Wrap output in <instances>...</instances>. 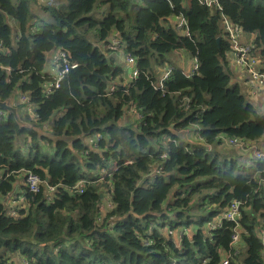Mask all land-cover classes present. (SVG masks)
<instances>
[{
	"label": "trees",
	"instance_id": "obj_1",
	"mask_svg": "<svg viewBox=\"0 0 264 264\" xmlns=\"http://www.w3.org/2000/svg\"><path fill=\"white\" fill-rule=\"evenodd\" d=\"M33 3L0 0V40L10 50L0 64L11 70L0 68V100L12 99L22 110L14 96L18 89L27 94L38 120L23 121L43 130L49 125L56 141L22 129L12 115L0 116V264H219L235 224L223 222L212 231L207 225L236 200L244 204V246L231 264H264L258 235L264 227V163L250 169L220 150V137L253 145L264 137V112L246 101L226 71L231 43L221 28L224 16L243 33L255 34L254 51L264 65V0H219L220 8L198 0H64L42 6L53 21L41 27L31 24ZM180 16L190 37L170 20ZM94 31L100 45L116 37L136 59L139 76L130 86L108 90L123 69L84 37ZM57 49L84 76L72 70L46 97L45 84L52 82L48 54ZM180 50L198 59L195 76L187 78L171 60ZM166 63L172 72L163 95L153 83ZM133 106L142 119L122 123ZM193 125L211 150L185 141L183 131ZM22 136L25 144L30 140L26 151L18 143ZM97 136L100 152L85 142ZM103 160L116 164L114 210L94 229L108 190L93 183ZM24 171L43 184L37 194L24 186L30 207H15L21 216L15 219L2 199ZM82 180L88 184L79 194L74 188Z\"/></svg>",
	"mask_w": 264,
	"mask_h": 264
},
{
	"label": "built area",
	"instance_id": "obj_2",
	"mask_svg": "<svg viewBox=\"0 0 264 264\" xmlns=\"http://www.w3.org/2000/svg\"><path fill=\"white\" fill-rule=\"evenodd\" d=\"M53 1V0H52ZM169 3L171 0H166ZM198 2L201 5H205L207 7H217L219 6V0H198ZM176 28L180 30L186 37H190L189 30H188V23L184 16H180L176 18ZM222 23L225 28V36L231 43V50L234 52V59L236 63V67L242 69L247 76L249 77L250 82L253 85V88L250 90V97L255 98L259 97L262 94L264 95V66L263 63H261L258 53L255 52L254 43L252 44H245L241 41V35L243 34V30L233 24L228 18L224 17L222 18ZM113 47L115 48H124V45L120 42V40L117 38L114 41ZM10 53L9 48H7L3 41L0 40V56L1 55H7ZM175 54L178 56L179 62H180V69L182 70V73L187 77H193L196 75L199 69L198 59L196 57L192 56L193 63L190 64V67L188 66L186 62L185 55H189L190 53L180 50L175 51ZM125 63L129 66L128 73L130 75V81L124 85V86H130L134 80H136L139 76V69L137 67V61L136 59L129 53H126L125 55ZM78 64L70 62L68 55L66 52L57 49L54 51L53 59H52V82H48L45 84V96L49 97L51 96L57 89L60 88V84L63 80L66 79L68 74L72 70H76L78 68ZM0 68L3 70H6L8 73L11 72L10 68L4 67L0 64ZM172 72V67L168 66V69L164 71V73L159 77V80L154 84V88L158 91H162V94H166L165 91V82L169 79L170 74ZM109 91H115L116 86L109 87ZM17 96L19 95L18 102L22 104L23 106H29L30 99L27 96V94L21 92V90L16 91ZM34 110L32 111V116L35 117L36 120H38L37 113H34ZM131 111L135 114L138 120L142 119V115L136 110V108L133 106L131 108ZM6 112L0 109V116H3ZM7 114V113H6ZM45 132H50L49 125H45L44 127ZM184 134H193L195 137L194 142H187L190 144H197L199 146L205 147L209 150H211L213 147L212 145H208L206 140L201 135V128L198 125H193L189 128H186L183 131ZM100 136H97L95 140L92 141L93 149L100 152L99 149V142H100ZM222 141V146L236 148L244 152H252L254 157L256 156V159L258 162L264 163V152H260L255 144L252 143L249 144L243 139H237V138H231V137H220ZM30 141V140H29ZM28 141V142H29ZM24 142L22 145L23 151H26L30 147V143ZM162 158H165V155L162 156ZM105 165H99L97 169V180L93 183H104L108 190L103 197V203L99 206V212L101 213L100 217L95 221L94 223V229L100 228L104 225L105 219L111 214L114 210V201H113V195L111 190L113 189V183H112V177L113 172L115 171V162H109L107 163L105 160H103ZM155 173H158L156 171ZM24 184L26 188L28 189L29 193L37 194L41 186L43 184V180L33 173L32 171H24ZM88 184V181L82 180L80 181L76 187L74 188L75 191H77L79 194L84 193L85 185ZM264 185V180L260 183V186ZM48 191L50 193L55 191V188L48 187ZM243 202L241 201H233L230 203L228 208L225 210L224 213L220 214L218 218H216L213 223L210 225V230H216L219 228H222L223 222H230L234 223V231L231 236V243L229 251L224 255L219 262V264H231L234 257L238 255L242 251V247L244 246V241L242 240V231L240 226V219H241V209L243 206ZM30 203L27 202V209H29ZM10 216L15 219H19L21 216L16 212V209L10 208ZM259 238L261 239V243L264 246V227L260 232L258 233ZM181 237V234H180ZM145 245L148 246L149 243L145 242ZM241 246V247H240ZM263 259H264V253H263ZM203 264H208V260L203 261Z\"/></svg>",
	"mask_w": 264,
	"mask_h": 264
},
{
	"label": "crops",
	"instance_id": "obj_3",
	"mask_svg": "<svg viewBox=\"0 0 264 264\" xmlns=\"http://www.w3.org/2000/svg\"><path fill=\"white\" fill-rule=\"evenodd\" d=\"M37 2L36 4L33 5L34 8H36ZM170 20L175 23L176 22V18H170ZM116 37H112L110 40L109 45L107 46H103V48H105V50H107L108 52V56L113 59H115L116 61V65L119 66L120 62L125 61V57L123 54V50L120 48H115L113 47L114 41L116 40ZM256 39V35L255 34H250L248 36H243L241 38V41L245 44H252L254 43V40ZM99 46H102L100 44H98ZM112 55H114L115 57H113ZM186 57V62L188 64V66L190 67L191 64V56L189 55H185ZM52 58H49V62L46 66V72L50 73L51 69H52ZM120 67V66H119ZM234 69V67H233ZM164 71L161 72V74H163ZM235 76L232 79V84L239 86L241 89H244L246 92V95L248 96V99L251 100V102L255 103V107L259 108L260 110H262V112H264V95L262 94L259 97H255V98H251L250 97V90L253 88L252 83L249 80V77L246 75V73L240 69L237 68L234 70ZM243 73L246 75L244 76ZM130 81V75L128 73L127 69H123V73L118 76L112 83V87L114 86H118V85H126L128 82ZM16 94V93H15ZM16 102H18V98L19 95L17 96V94L14 96ZM13 102V101H12ZM254 105V104H253ZM32 106H24L22 108V110H19L20 116L24 119V118H32ZM7 113V112H6ZM130 114H133V112L129 111ZM8 114V113H7ZM134 115V114H133ZM60 116V114H59ZM129 117V116H128ZM137 118V117H136ZM127 121H136L135 118L132 119H126V117L124 118V120L122 121V123H126ZM185 138L186 142H194L195 141V137L193 134H182ZM93 140H95V138H93ZM92 140V141H93ZM25 141V136H22L21 138L18 139V143L22 146L24 144ZM91 141V144H92ZM255 145L258 147L260 152H264V137L257 143H255ZM231 152V156L234 157V159H239L241 162H245L248 164V162L251 160V156H250V152L249 154H245L246 152L241 151L239 149H233V150H229ZM222 153L224 154V152L222 151ZM245 158V159H244ZM97 175V174H96ZM20 177V179L18 181L15 182L14 184V189L12 191L11 194H9L6 197H3L2 201L4 204L8 205L10 208H14L18 207L20 210L27 208V202L25 199V185H24V172L19 173L18 175H16L17 177ZM3 177V171H0V178ZM259 177V173L255 172L254 174V178H258ZM207 228L210 229V225H207ZM189 232V233H188ZM188 234H190V230H188ZM260 232V229L258 230V233ZM176 238V237H175ZM241 247V246H240Z\"/></svg>",
	"mask_w": 264,
	"mask_h": 264
},
{
	"label": "rangeland",
	"instance_id": "obj_4",
	"mask_svg": "<svg viewBox=\"0 0 264 264\" xmlns=\"http://www.w3.org/2000/svg\"><path fill=\"white\" fill-rule=\"evenodd\" d=\"M36 2H37V5L38 6L36 8H34L33 5L36 4ZM63 2H64V0H53V1L52 0H35V3H33V5L31 4V10H32V13H33V18L31 19V24H34L36 27H41L42 25H44L46 23H51L53 21L51 15L49 13H46L43 10L42 6H47V5L58 6V5L62 4ZM104 10H105V7H103L101 11L103 12ZM8 23L12 27H17V23L13 19H8ZM221 28H222L223 37H225V28H224L223 23L221 25ZM95 34L96 33L94 31V32L89 33L87 36H84V37L86 39H88V40H92L93 39L95 41L96 38H97ZM248 35H250V34L243 33L241 35V38L243 36H248ZM94 43L97 44V45L100 44V42H98V41H95ZM102 48H103V46L101 47V49ZM122 50H123V54H124V57H125L126 51H125L124 48H122ZM53 55H54V52H52L51 54H48V62H49V58H52ZM112 56L115 57L114 55H112ZM258 57H259L261 63H263L262 58H261V56L259 54H258ZM170 58H171V60H173V63L175 65H177V64L180 65L178 56L175 53H172V55H170ZM192 63H193V59L191 57V65H192ZM119 66L122 69H127V70L129 69V66L125 63V61L120 62ZM168 66L169 65L166 63L163 67L159 68V70L157 71L158 77H160L162 75V74H160L162 71H165V70L168 69ZM233 67H234V69H233ZM235 69H236V63H235V59H234V52L231 50V52L228 53V64H227V70L226 71L231 74L232 79L235 76V73H234V70ZM49 74H52V69H51V72ZM243 75L246 76L247 74L245 75L243 73ZM241 90H242V94L246 97V101L248 103L254 104V106H255L256 104L253 103V102H251L250 99H248V96L246 95L245 90L244 89H241ZM129 111H131V110H127V112H126V119H132V118H135L136 119L135 114L134 113H133L134 115L133 114H130ZM258 111L262 112V110H260L259 108H258ZM134 122L135 121H132V122L131 121H127L125 124H131V123L133 124ZM93 138L94 137H87L85 139V142H87V144L89 145V147H91V141L93 140ZM19 146H20V144H19ZM222 147H223V150L225 151L224 152V155H226V158L228 160H233L234 157L231 156V152L229 150H233L234 148L226 147V146H221L220 147V150H222ZM245 154H249V151H247ZM251 158L252 159L247 164V167H250V169L258 162V160L256 159V156L254 157V155H253ZM97 173H98L97 170H95L93 172V176L96 177L97 176L96 175ZM20 177L21 176L17 177L16 178V181H18L20 179ZM88 178H90V176H88ZM200 212L202 213V215L207 216V212H203L201 210H200Z\"/></svg>",
	"mask_w": 264,
	"mask_h": 264
},
{
	"label": "water",
	"instance_id": "obj_5",
	"mask_svg": "<svg viewBox=\"0 0 264 264\" xmlns=\"http://www.w3.org/2000/svg\"><path fill=\"white\" fill-rule=\"evenodd\" d=\"M217 41L218 44H220L221 39L218 38ZM75 71L79 74L80 79H82L84 73H82L78 68ZM0 109L7 112L9 115H12L15 121L17 122V124L22 129L33 130L37 132L42 138H48L50 140L56 141V139L52 136L50 132H45L41 128H35L30 123L23 121L22 117L20 116L19 109L16 106H14L12 99L8 101L0 100Z\"/></svg>",
	"mask_w": 264,
	"mask_h": 264
}]
</instances>
